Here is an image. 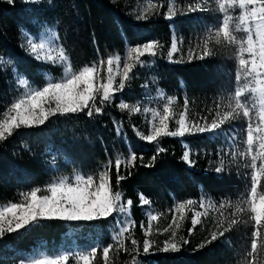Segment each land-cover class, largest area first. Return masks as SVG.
<instances>
[{
  "label": "trees",
  "instance_id": "1",
  "mask_svg": "<svg viewBox=\"0 0 264 264\" xmlns=\"http://www.w3.org/2000/svg\"><path fill=\"white\" fill-rule=\"evenodd\" d=\"M149 2L14 0L9 4L7 0H0V57H3L0 63V112L22 93L16 83L18 74L26 76L35 86L43 84L48 74L57 78L62 75L60 67L37 60L26 50L25 31L36 35L43 29H54L74 69L116 53L123 57L129 44L155 39L161 45L160 55L156 58H142L148 62L134 69V78L126 82L122 92L115 94L103 114H94L93 117H88L85 112L57 115L43 126L21 128L0 142V204L17 202L19 193L37 186L43 189L56 178L74 172H94L115 154L127 156L133 151L138 158L136 167L127 170L122 167L121 174L127 178L120 182L119 190L125 199L133 201L131 216L136 222L133 238L141 245L140 254L136 256L138 264H232L230 261L235 259L236 246L244 243L249 249L252 225L249 230L243 223L234 225L223 237L218 236L211 243L206 242L211 233L219 231L213 226L214 219L202 218L191 235L188 229L192 227V214L199 209L204 196L215 201L242 198L248 183L246 168L232 162L229 152L222 147L220 135L197 133L183 138L164 137L158 144L149 143L141 138V134H149L148 120L140 113L121 110L118 104L121 100L129 104L139 103L151 76L154 86L164 93L166 99L175 98L174 112L183 110L187 98L190 119L207 116L210 120L217 110H223L226 97L236 86L234 50L210 44L213 55L204 59L194 56L189 60L188 51L196 42L193 24L200 23L205 17L208 21L207 14H177L167 19L169 0H159L156 8L149 10L147 19H136ZM151 2L156 3V0ZM189 2L175 0L179 9L185 10ZM173 28L180 51L172 56L174 61H170L167 53ZM218 105L221 106L219 109ZM118 126L121 129L119 135ZM160 147L164 151L158 153ZM187 150L194 162L191 165L182 158ZM141 156L143 163L139 159ZM153 156L155 160H152ZM222 161L225 170L217 173L215 168ZM146 164L151 166L145 167ZM112 178L115 186L114 165ZM141 194L150 201L148 205L140 203ZM188 199L196 204L186 209L177 240L183 237L189 243H181L180 250L175 252L159 250L169 239L170 232L158 233L156 230L167 227L173 216L170 210L177 202ZM147 210L158 212L160 216L152 223L153 236L148 238L154 241L153 247L144 254L142 242L145 236L140 224L143 222L147 226ZM112 220L109 217L95 222L42 221L27 230L6 234L0 240V264H21L38 253L57 255L97 243H113L112 232L116 225H110ZM226 241L235 247L227 246ZM126 246L131 247L130 240L126 241ZM109 256L112 264H132V256L123 250L116 251L115 247ZM69 264H72L71 260ZM96 264H102L99 252Z\"/></svg>",
  "mask_w": 264,
  "mask_h": 264
},
{
  "label": "snow or ice",
  "instance_id": "2",
  "mask_svg": "<svg viewBox=\"0 0 264 264\" xmlns=\"http://www.w3.org/2000/svg\"><path fill=\"white\" fill-rule=\"evenodd\" d=\"M215 2L220 16L217 24L208 30L197 58L204 59L214 54L213 48L209 47L210 44L234 50L237 65L236 86L226 97L223 110H217L210 120L207 116L190 119L187 98L184 99L183 110L174 112L172 104L175 98L168 97L162 111L143 108V113H151V121L149 134H141V138L149 143L158 144L164 137L183 138L197 133L222 135L226 131L222 127L225 123L244 121L242 139L244 147L243 149L236 147L231 160L237 163L238 167L250 169V172L245 174L248 183L245 185V192L241 194L242 198L235 204L230 200L220 202V208L225 207V204L233 208V218L228 219L227 223L225 219L217 221L219 231H213L206 242L211 243L217 240L218 236L223 237L234 225L251 223L250 250L246 253L248 258L246 264H257V257L264 253V0H215ZM7 3L13 4L14 0H7ZM157 3L159 0H156V3L150 0L148 7L142 10L136 19H147L149 10L155 9ZM204 7L203 0H190L186 10L179 9L175 5V0H169L166 18L172 19L177 14L195 13ZM24 36L26 50L35 59L60 67L62 75L57 78L48 74L43 84L35 86L26 76L18 74L16 83L23 91L0 112V142L6 141L21 128L43 126L57 115L85 112L88 117H93L94 114H103L104 108L110 106L115 99V94L122 92L126 82L134 78V69L148 62L142 58L145 56L156 58L160 55L161 48L159 41L155 39L135 45L129 44L123 57L116 53L74 69L67 51L56 42L54 33L49 31L35 38L28 33H24ZM197 47L201 45L198 44ZM179 51L178 42L174 38L167 56L170 59ZM194 55V51L189 49L188 59L191 60ZM2 62L3 57H0V63ZM163 95L161 92V96ZM118 107L130 114L142 111L139 103L129 104L123 100ZM220 107L217 106L218 109ZM120 133L121 129L118 126L117 134ZM237 139L235 133L230 137L232 141ZM163 151L162 147L157 149L158 153ZM182 158L189 165L194 163L190 158V151H185ZM137 159L133 151L127 156L117 153L94 172H74L71 177L56 178L43 189L37 186L19 193L20 199L17 202L0 204V240L6 234L27 230L42 221L95 222L112 217L110 225L112 223L116 225L112 232L113 243L107 245L97 243L57 255H41L21 261V264H69L70 260L72 264H96L98 252L101 254L102 264H112L109 253L114 247L116 251L123 250L132 256V264H138L136 256L140 254L141 245L133 238L136 225L131 216L133 201L125 199L119 190L120 182L127 178L121 174L122 167L126 170L136 167ZM139 159L143 163V157ZM152 160H155V156ZM113 165L115 186L112 178ZM224 170L222 161L215 171L220 173ZM130 174L128 171V175ZM139 200L142 205L150 203L143 194ZM195 204V201L188 199L186 202H178L174 209L170 210L174 213L170 224L162 230H156L158 233L170 232V238L164 241L163 247L159 250L175 252L180 250L181 243H189L183 237L177 240L180 224L175 214H180L179 220H183L186 209ZM198 206L205 211L193 212L192 227L188 229L189 235L201 223L200 217L207 216V208L215 207V202L209 200L206 203L201 200ZM221 215L223 216V213ZM147 216V226L145 227L143 222L140 224L145 236L142 242L144 254H148L153 247L154 241L148 239L153 236L151 221L157 220L160 213L148 210ZM128 240L131 247L126 246ZM133 253L136 255H132Z\"/></svg>",
  "mask_w": 264,
  "mask_h": 264
},
{
  "label": "rangeland",
  "instance_id": "3",
  "mask_svg": "<svg viewBox=\"0 0 264 264\" xmlns=\"http://www.w3.org/2000/svg\"><path fill=\"white\" fill-rule=\"evenodd\" d=\"M203 2L205 4V7L203 8V10L198 11L196 13H197V15H199V13L207 14L208 21H206V19H205L206 17H205V18H203V20L200 23H194L193 24L194 28H195V30H193V32H195L194 36L196 38V42H194L195 47H193L195 49L192 48V50L195 53L194 56H198L199 55V53H200V51L202 49L203 40L207 37L208 30L212 29L217 24L219 16H220L219 10H218V5L215 2V0H203ZM176 7L179 8L177 5H176ZM49 31L51 33L55 34L56 42H58L59 45H61L60 42H59L57 33H56V31L54 29H50V28L49 29H43L42 31H40L36 35L30 34V33L26 32V31H25V33H28L29 36H32L33 38H35L36 36L43 35L45 33H48ZM174 38L178 42V37L176 35L175 28H173V39ZM24 43H25V47H27L25 36H24ZM198 44L201 45V47H197ZM170 61H174V58L171 57ZM102 75H103V73H102ZM147 83L148 84H146L144 89H143V93L141 95V100H140L139 104L141 105V108H142V111H141L140 114L142 115V117L145 120H148V124H149L148 126H149V132H150L151 113L150 112L147 113V114L143 113V108L144 107H149V108H152V109H157V110H161L162 111L163 105L166 103L167 99L164 97V95L161 96V92L162 91L160 89H158L156 86H154L153 78L151 76L148 78ZM22 91H23V88H22ZM222 127H223L224 130H226L224 132V134L220 135L221 138H222V141H223L222 142L223 143L222 147L223 148L225 147V152H229L230 156H232V153L236 149V147H239L241 149H243V147H244V145L242 143V139L244 137V132H243L244 121L243 120L232 121V122L227 123V124L225 123ZM234 133L238 137V139L236 141L230 140V137ZM187 151H189V150H187ZM246 170H247V172H250V169L246 168ZM71 176H73V174L69 175L68 177H71ZM202 200H204L206 203L209 200L215 202V207L207 208V216H209L211 219H214L216 221L214 223V225H213V226H217L216 228H218L217 221H219L220 219H225V223H226L228 219L233 218L232 217L233 208L229 207L227 204H225V207H223V208H220V206H219L220 202L225 201L227 199H222L220 201H215V200H212L211 198H209L207 196H204ZM231 202L233 204H235L237 201H231ZM196 211H202L203 212V211H205V209L199 208ZM147 212H148V210L146 211V213ZM221 213H223V216L221 215ZM175 215L177 216L178 222H179V224L181 226L182 220H179L180 214H175ZM204 217L205 216H201L200 220L202 218H204ZM153 222H155V221H151V223H153ZM243 226H245V229L249 230V226H251V223H249V224H244L243 223ZM173 229H175V225H173ZM169 238H170V235H169ZM226 243H227V246H229V247H235V246H232V244L227 242V241H226ZM236 247H237L236 252H235L234 248L231 249V251L233 253L235 252V255H234L235 259H233V261H230V262H232V264H246V260L248 259L246 257V253L250 250V247L248 249L246 246H244V243L242 245L236 246ZM41 255H48V254H46V253L34 254V255H31L26 260L34 258V257H39ZM257 264H264V253H261L257 257Z\"/></svg>",
  "mask_w": 264,
  "mask_h": 264
}]
</instances>
